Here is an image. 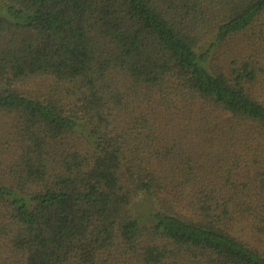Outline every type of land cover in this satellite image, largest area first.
<instances>
[{
  "label": "trees",
  "instance_id": "1",
  "mask_svg": "<svg viewBox=\"0 0 264 264\" xmlns=\"http://www.w3.org/2000/svg\"><path fill=\"white\" fill-rule=\"evenodd\" d=\"M237 37L264 0H0V264H264L257 67L212 66Z\"/></svg>",
  "mask_w": 264,
  "mask_h": 264
},
{
  "label": "rangeland",
  "instance_id": "2",
  "mask_svg": "<svg viewBox=\"0 0 264 264\" xmlns=\"http://www.w3.org/2000/svg\"><path fill=\"white\" fill-rule=\"evenodd\" d=\"M211 40L206 41L203 44V48H207ZM237 56L242 57L243 60H250L255 68L257 67V83L253 85V94L261 102H264V44L250 43V41L245 37H237L234 41H230L227 48H218L215 55L213 56L215 63L212 64L217 69H227L230 57ZM158 210L156 201L146 197L145 195H140L131 206V211L133 215L143 223L149 222V215L152 212ZM263 229H256L254 232L247 225L244 227L245 238L250 244L256 246L264 251V234L260 231ZM259 237L263 242L255 241L254 239ZM249 238V239H248Z\"/></svg>",
  "mask_w": 264,
  "mask_h": 264
}]
</instances>
